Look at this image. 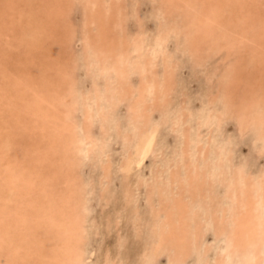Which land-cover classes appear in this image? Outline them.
Returning a JSON list of instances; mask_svg holds the SVG:
<instances>
[{
    "label": "bare ground",
    "instance_id": "6f19581e",
    "mask_svg": "<svg viewBox=\"0 0 264 264\" xmlns=\"http://www.w3.org/2000/svg\"><path fill=\"white\" fill-rule=\"evenodd\" d=\"M98 236L264 264V0H0V264Z\"/></svg>",
    "mask_w": 264,
    "mask_h": 264
},
{
    "label": "rangeland",
    "instance_id": "374dc122",
    "mask_svg": "<svg viewBox=\"0 0 264 264\" xmlns=\"http://www.w3.org/2000/svg\"><path fill=\"white\" fill-rule=\"evenodd\" d=\"M183 73H185V75H187V70L186 71H184ZM192 87H196V84L195 83H192ZM243 150H244V153L246 152L245 150H247V146L246 145H244L243 146ZM149 164V163H148ZM148 164H147V166H148ZM148 168V167H147ZM147 170V169H146ZM85 175H89V172H88V170H85ZM115 208V207H114ZM98 209L99 210H101L102 209V207L100 206V205H98ZM113 210H115V209H112V211ZM100 213V212H99ZM113 235H115L116 236V233H114ZM112 235V236H113ZM132 236V235H131ZM100 236H98V237H96L97 238V240L94 242V244H93V251H94V248L96 249V251H98V254H97V252H95L94 251V255H93V257H92V264H96V262H98V260H100L101 258H102V255H103V253L104 252H106L107 251V249H109V250H111V253L114 255V254H116V251H115V245H114V243H113V237H109V236H107L104 240L102 239H100V240H98V238H99ZM132 238H133V236H132ZM211 237L209 236V239H210ZM211 241V240H210ZM106 243H108L107 245H106ZM132 247H131V249H132V251L130 252V253H132V256L137 252H139V251H141V249H142V244H140L138 241H136V238H135V240H132ZM112 248V249H111ZM135 256V255H134ZM135 262V261H134ZM166 262H167V258L166 257H162L161 258V262L159 263V264H166ZM133 264V263H132Z\"/></svg>",
    "mask_w": 264,
    "mask_h": 264
}]
</instances>
